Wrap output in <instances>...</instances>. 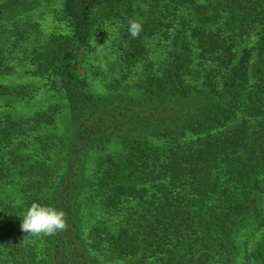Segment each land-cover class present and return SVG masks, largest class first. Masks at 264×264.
Returning a JSON list of instances; mask_svg holds the SVG:
<instances>
[{"label":"trees","instance_id":"1","mask_svg":"<svg viewBox=\"0 0 264 264\" xmlns=\"http://www.w3.org/2000/svg\"><path fill=\"white\" fill-rule=\"evenodd\" d=\"M16 66L46 100L0 82V264H264V0H0ZM34 202L67 229L26 237Z\"/></svg>","mask_w":264,"mask_h":264},{"label":"rangeland","instance_id":"2","mask_svg":"<svg viewBox=\"0 0 264 264\" xmlns=\"http://www.w3.org/2000/svg\"><path fill=\"white\" fill-rule=\"evenodd\" d=\"M39 21H40V18H39ZM44 29L47 31V32H50L52 29H54V23L52 22V19L50 18H47L45 21H44ZM112 32H115L114 31V28H108L107 29V33L106 35L102 34V37L100 38V40L102 42H107L109 36L111 35ZM259 30L258 29H254L252 31V33L250 34L249 38H247V41L245 43V47H254L259 39ZM26 70H27V67H21V66H16V71L14 72L13 75L11 76H0V82L2 83H5V84H11V85H15V84H20V83H27V82H33L35 84H37L38 86L40 87H43L44 86V82L39 80V79H33V78H30L29 75L26 74ZM84 68H82V72L84 73ZM111 71V70H110ZM44 91H45V88L43 87V90L42 92L40 93V95L37 96L36 100L30 104V105H26V104H17L15 105L13 108H9V111L12 112L13 110V113L14 115H17L18 117H29L30 114L35 110V109H39V106L44 103V100H46V96L44 94ZM14 109H15V112H14ZM66 120V119H64ZM116 149L115 146L113 147V150ZM102 156V153L100 152H95L93 155H92V162H91V165L90 167L93 168L95 167L96 163L98 162L99 158ZM89 225H87L88 227ZM89 228H87V238H88V241H91L92 242V237H91V233L89 232ZM258 235H251L250 233L248 232H242L241 234H239V238H238V247H239V250L242 251V247H243V244L246 242V240H249V246L250 248L253 246L254 242L256 241ZM105 261H108L110 262L111 264L113 263V261H116L118 263V261L115 259L114 256H110L109 254H105ZM242 257L241 256H238L237 257V260L234 264H242ZM132 262H135V261H132ZM129 262H122V261H119V264H127Z\"/></svg>","mask_w":264,"mask_h":264},{"label":"clouds","instance_id":"3","mask_svg":"<svg viewBox=\"0 0 264 264\" xmlns=\"http://www.w3.org/2000/svg\"><path fill=\"white\" fill-rule=\"evenodd\" d=\"M142 30L139 21H128V32L132 38H136ZM21 230L26 237H51L68 227L65 212L54 206L34 202L23 213Z\"/></svg>","mask_w":264,"mask_h":264}]
</instances>
